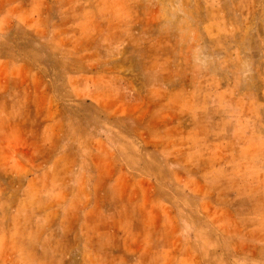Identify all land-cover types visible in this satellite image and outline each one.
I'll list each match as a JSON object with an SVG mask.
<instances>
[{
    "label": "rangeland",
    "instance_id": "374dc122",
    "mask_svg": "<svg viewBox=\"0 0 264 264\" xmlns=\"http://www.w3.org/2000/svg\"><path fill=\"white\" fill-rule=\"evenodd\" d=\"M0 264H264V0H0Z\"/></svg>",
    "mask_w": 264,
    "mask_h": 264
}]
</instances>
